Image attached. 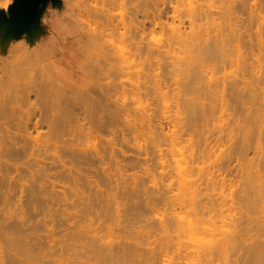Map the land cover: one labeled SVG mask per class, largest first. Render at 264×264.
Returning a JSON list of instances; mask_svg holds the SVG:
<instances>
[{"label":"bare ground","instance_id":"obj_1","mask_svg":"<svg viewBox=\"0 0 264 264\" xmlns=\"http://www.w3.org/2000/svg\"><path fill=\"white\" fill-rule=\"evenodd\" d=\"M205 3L206 0H164V5L156 7L154 0H92L81 11V18L75 16L77 20L83 21L87 14L88 24L84 33L91 43L85 54L76 55L75 64L71 65L73 73L83 74L84 81L81 88L73 91L67 90V85H71L68 82L62 85L66 83V77L64 82L60 81V85H66V89L54 91L49 86L50 82L57 78L58 81L63 80V74L58 72L61 77L56 74L57 78H51L52 74H42L36 68L41 61L49 58V54H20L16 58L0 54V264H264V240L250 241L247 249L243 246L245 238L252 239L257 228H264V223L258 224V216L264 213L262 197L260 199L264 187V127L259 125L260 116L256 114L246 127H238L225 135L229 140H234L235 145L229 154L219 158L216 166L218 170L226 171L235 156L242 170L244 168V174L241 173L239 177L248 184L245 183L244 194H239L241 201L237 200L240 201L238 207L242 206L243 209L246 205L244 208L247 210H237L239 213L236 211L233 217L232 214L228 215L231 210L224 211L223 203L216 200L214 195L221 193L225 179L220 182L216 171H206L201 165L213 148L224 145L221 143L223 134L219 135L220 138L215 135V139L211 140L210 136L203 138L202 131L193 121L201 116L206 117L209 110V113L217 112L220 115L230 110L227 107L230 104L228 99L220 97V100H216V90L211 85L202 86V90L209 95L208 102L189 94L185 96L183 108L191 122L185 121L179 126L176 122L180 123L181 120H167L169 131H165L163 123L158 121L154 112H149L150 109H146L149 113L141 111L144 115L138 112L141 119L136 122L138 118L135 117L134 124L125 119L127 124L131 122L135 137L137 133L145 136L147 145L150 144L146 151L153 149L158 152L156 160L164 165L163 168L168 165L171 172L170 160L174 161L172 173L175 175L167 172L170 178L173 175V184L176 183L182 191L181 202L177 200L181 205L178 204L180 210L175 208L173 212L148 222V227L144 226L145 231L139 232L141 236L138 231L142 225L138 231L137 227L132 228L133 225L138 226L147 215L153 216L154 211L156 213V207L153 205L155 210H152L148 201L151 192L156 191L145 187L146 179L138 177L137 181L136 175H133L135 179L131 177L134 185L129 187L130 191L124 184L127 180L123 181L125 167L122 160L127 157L120 159V156L125 155L120 148L119 132L123 133L125 126L120 127V123L126 124L125 121L122 123L124 112L130 116L136 112L128 107L126 109V102L122 98L127 94H145L154 100H165L175 89L172 88L174 81L182 83L189 76L193 65L200 66L202 56L208 55L206 53H210L218 43L239 35V30L247 29L256 20L247 0H230L220 12L207 4L205 6ZM187 7L191 10L187 17L190 32L182 29L185 20L180 17ZM235 7L242 11L243 17L239 16L240 11ZM217 13H220L222 21L218 28L212 29L209 23L218 18ZM162 14L171 19L166 44L143 42L147 38L145 26H161ZM139 16H142L141 20ZM176 21L179 24H175ZM118 31L120 38L130 42L128 55L109 54L110 49L105 46L107 42L104 36L115 35ZM193 37L196 38L194 50L197 54H186L189 39ZM110 43L114 45L113 41ZM249 44L248 48L237 54L242 77L224 88L232 94V104L236 103L235 95L239 92L246 90L249 94L256 89L264 91V78L257 75L263 59L254 58V49L264 51V40L250 41ZM118 48L115 46L113 52ZM141 51L148 53L145 55L149 57L154 56L157 64H166L165 67L171 73L181 75V79L173 78L171 83L168 82L172 85V89L166 88L169 94L163 89L166 82L155 78L158 68L155 62L142 71L141 82L129 90L124 88L120 76L137 56L142 55L139 54ZM36 73L40 83L36 79V82L33 81ZM3 81H8V85ZM42 82L51 90L44 88ZM6 87L9 90L5 91ZM174 97L178 101V95ZM123 109L130 110V113ZM44 123L50 130L40 135L37 130ZM184 123H189L186 130L190 129L194 136L188 141L178 132ZM109 127H115L112 136L116 137L112 139L104 135L105 132L109 134ZM228 139L224 138L226 141ZM247 139L261 140L256 149V163L247 156L241 144ZM184 140L186 144L188 142V148H185ZM143 161L147 160L137 158L129 165L134 162L141 165ZM253 164H257L254 171L251 169ZM195 170H200L197 178L193 177ZM148 174L149 178H155L152 173ZM165 174L163 177H168ZM201 176L209 186V189L206 187L208 193H203L197 183ZM126 190L129 193L124 196ZM126 198L129 201L132 199L133 204L130 202L127 206L130 204L135 210H131V206V209L127 207L130 210L126 208L127 213L124 211L123 215L126 220H122L119 199ZM135 198L139 199L138 204ZM142 203L143 206L151 207L150 210L143 207ZM256 203L261 206L258 207L261 210H253L256 209ZM184 208L187 209L182 210ZM224 212L231 218L227 220ZM217 216L221 217L220 225L218 218L215 219ZM148 219L149 216L144 220ZM239 220L242 225L246 222V226L240 228ZM127 221H131L132 227ZM221 221L228 227L229 222L232 223L229 228H225ZM122 223L126 227L130 226V229L125 225V228L122 227ZM124 229L126 232L129 230V234H125ZM156 235L158 238L152 240ZM238 254L240 260L235 259H239L236 256ZM233 256L236 257L233 259Z\"/></svg>","mask_w":264,"mask_h":264},{"label":"rangeland","instance_id":"obj_2","mask_svg":"<svg viewBox=\"0 0 264 264\" xmlns=\"http://www.w3.org/2000/svg\"><path fill=\"white\" fill-rule=\"evenodd\" d=\"M23 1L24 0H0V54H2V55L8 54L14 58L18 57L20 54H42V55L43 54H49V58H46L45 60L41 61L37 65L36 68H38L39 72H41L42 74H52L53 77H51V78H57L56 74L58 75V77H61V76L63 77V80H59V81H58V78L55 79L56 81L52 79V81L50 82L51 85H49V86H51V88H53L54 91L56 90V92L57 91L59 92V90L61 92V89L65 90L66 88H67V90L70 89L71 91L76 90L77 88H81L83 85V82H84L83 81V74L81 72L73 73V70L71 69V65L75 64V59H76L77 54H85V50L90 45L91 41L89 40L88 36L84 33V31L87 29L86 26L88 24V22H87L88 19L86 18L87 14H85V16L83 17V21L77 20V18L75 16L78 15L79 18H81V15H80L81 11L85 10V8L88 6L89 3L92 2V0H41L34 9H31V8L27 7L26 5H24L22 3ZM229 1L230 0H206L205 6L207 4V5L211 6L212 9H215V10L220 12L221 9H223V7L229 3ZM247 1H248L249 6L251 7L250 10H253L254 14L256 15L255 21H257V20L258 21L257 22L254 21V24L247 27V29L239 30V32H238L239 35L233 37L232 39H227V40H224V41L218 43L216 45V47H214L210 53H206L208 55L202 56L200 66H198L196 64L193 65L192 70L189 73V76H187L185 79H183L182 83L177 84L176 81H174L175 83L172 84L174 87H172L171 84H168L169 81H170L169 83H171V80H173V78L181 79V75H178V73H171V71H169L168 68L165 67L166 64L165 65L162 64L163 62L160 64H157L156 63L157 59L154 56L149 57V56L145 55L148 53L143 52V51H141L139 53L142 55H140L139 57L137 56L134 59V62H132L128 68H125L123 70L121 76H120V81L124 85V88H128L126 90H129V88L131 89L134 85H136L137 83H139L143 80L142 71L145 68H147L149 64L155 62L156 67H158L157 71H156L157 76H155V78L160 80L163 83L166 82L169 86V87H167V84L165 83V86L164 85H163L164 87L162 86L163 89L165 88V91H167V90L169 91V89L166 90V88H171V87L175 88L174 91L171 90L172 88L170 89V91H172L174 93L170 92L171 94H169V92L167 91L169 95L167 94L168 96H167V98H165V100H154L152 97L144 96L145 94L139 95V96H137L135 94H132V95L129 94V96H128V94H127V96L122 98L123 102H126V109L131 108L132 112H136V113H133V114L131 113L132 115L130 116V114L128 115L127 112L126 113L124 112L125 115L123 113L122 116H125V118L122 117V123H123V121H125V119H127V121L130 120L134 124V122H135L134 120H136V118H138L136 121V122H138L141 119L140 118L141 114H138V112H140V113H142V112H144V113L154 112L157 115L158 121L160 123H163L165 131L170 130V127L167 125V120L168 121L173 120V122H175L177 120H179V121L181 120L180 121L181 124L179 122H176L179 126L182 125V122H185V121L191 122V120L189 119V116H187L188 113L186 112V109L183 108V103H185L183 101H185V99H184L185 96L187 94H189L190 96H193L196 99H202V100H205L206 102H208L209 101V95H207L205 93V91L202 90L203 85L204 86L205 85H209V86L211 85V87L216 90V96H215L216 100H220V97H224L225 99H228V101L230 102V104L228 103L229 105L227 106V107H229L230 110H228L226 108L228 112L226 111V109L224 107L226 112L222 113V115H220L217 112L214 114L209 113L210 112V110H209L210 107H209V109H208L209 111L207 110L208 113L206 114V117L201 116L199 118L194 119L193 121L197 123L198 127L202 131L203 138H204V136L206 138H209V136H210L209 139L211 140V138L215 139V135L221 136L223 134V139L221 137L223 142L221 141V139H218V141L220 140L221 143H224V145L222 144L221 146L219 145L217 148H213L210 152L211 153L210 156H208V158L205 161L201 162V165H203V167L205 168L206 171L207 170L216 171V174H218V179L220 182L223 181L222 180L223 178L225 179L224 180L225 182L223 183V185H221V189H220L221 193L218 192L220 194L215 193L214 195H216V198H217L216 200L221 202V204L223 203L224 211L225 210L226 211L227 210L232 211V212L230 211V213L228 215L232 214L233 217H234V213L236 215L237 213L240 212V210L246 209V208H244L246 206L244 204V201L242 203L245 205L243 207V209H242V206H241V208L238 207V206H240V205H238V203L241 201L240 197L245 192L244 189L246 190L245 183L247 184V182L243 183L245 180H242V179H244V178L241 179L239 177V175L241 176V173H243L244 168L242 170V167L238 163L237 158L235 156L232 158V163H231L229 169H227L228 171L227 170L226 171L225 170L224 171L218 170V168L216 166V163L218 162L219 158H221L224 155L229 154L235 145L233 142L234 140H229L228 137H225V135L229 131L234 132L238 127H241V128L246 127V124L256 114H259V116H260L259 125L264 127V91H260L259 89H256L255 92L251 91V93H249V94L247 93L246 90H244L243 92H239L235 95V97L237 99L236 103L232 104V101L230 100L231 98H233L232 94L229 93V90L228 91L224 90V88L228 87V84L230 82L238 80L242 77L243 72L239 67V61L237 58V54L242 53V51H244L246 48H248L250 46V44H249L250 41L251 42H257L258 40H264V0H247ZM154 4L156 7H161L162 5H164V0H154ZM235 9H237L238 12L240 11L239 8H237V7H235ZM190 14H191V10H189V7L184 9L183 12L180 14V17L185 20V23H184V26L182 27V29L187 31V32L191 31V29L188 25V22H187V17ZM219 14L220 13L216 14V16H218L217 19L212 20L209 23V26L212 29L218 28L219 23L222 21V19L219 18ZM240 15H241V17H243L242 11L239 12V16ZM139 19L141 20L142 16H139ZM160 20L162 22L161 26L160 25H157V26L156 25H146L145 26V33L147 35V38L143 42L150 43L152 45H164V44H166V42L169 38V32L170 31H169L168 26L171 24V19L169 17H167L165 14H162V15H160ZM81 22H84V23H81ZM175 24H179L178 21H176ZM28 29H29V31H28ZM198 30L199 29H196L195 31H198ZM120 31H118L117 34H115V35H105L103 38L107 42V43H105V46L110 49L109 54H124V55L129 54L130 42L119 37ZM195 37L189 39L190 43L187 44V45H189V48L186 49V54H197V52L194 50V48H195L194 44L196 43ZM111 41L114 42V45H112L110 43ZM115 46H118L119 50H117L116 52H113ZM175 50L178 51V49H175ZM261 57L263 59V61H262L263 64L261 67H258L257 75H261L264 78V51L259 52L257 49H254V58L258 59ZM68 63H70V65H68ZM52 65L55 67V70H54V67ZM55 71H57V73H55ZM39 72H37V73H39ZM58 72L60 75L63 74L64 76L63 75L60 76L58 74ZM39 75H40V73H39ZM34 76H35V78L33 77L34 78L33 81H35V79H36L37 83H40V82H38L39 79H37L38 74H37V76L34 74ZM64 78L67 80L65 81L66 83L61 82L62 85L63 84L67 85V82H68V84H71V85H69V86L67 85V87H66V85L61 86L60 81L64 82ZM5 81H3V82L8 85V81L7 82H5ZM42 84H43L44 88L47 87L46 83L44 84L42 82ZM7 85L4 84V86H7ZM44 85H46V86H44ZM170 85H171V87H170ZM70 86H72V87H70ZM7 87L5 88V91L9 90V88L7 89ZM47 88H48V90L50 89V87H47ZM42 90H43V88H42ZM54 91H52V92H54ZM69 91H66V92H68V94H69ZM191 91L193 93H190ZM172 94H175L174 96L178 95V97H179L178 101L175 100L177 98H175L174 96L172 98ZM91 95L94 96L93 93H91ZM33 98L34 97H33V93H32V102H34ZM239 100H240V102H239ZM179 105H180V107H179ZM207 107L208 106H206V109H207ZM124 108H125V104H124ZM126 109H123V110L128 111L130 113V110H126ZM143 109H145L146 112L143 111ZM146 109H148V110L150 109V111L148 112ZM182 109H184V110H182ZM183 111H185V112H183ZM144 113H142V115H144ZM137 114H138V117L136 116ZM139 115H140V117H139ZM38 118H40V117H37V119ZM127 121H125L124 123H126ZM130 123H128L129 125L127 123L124 125H122L120 123V127L123 128V126H125L124 127L125 130L122 129V130H124L123 133L121 131H120L121 133L119 132V135H121V137L119 136V139L121 140V143H120L121 147L120 148H122V150L124 151V153L123 152L122 153L125 155V156H120L121 157L120 159L127 157V158H124V160H122L123 161L122 164L124 165L125 170H126V172H124L125 170H123V177L125 178V179L123 178V181L124 180L128 181V182L127 181L124 182V184L125 183L127 184V188H129V187L132 188L134 185V183L132 184V181L134 182V179L136 177H137L136 179L138 181V179L141 177V178L146 179L145 185H147V186H145V187L150 188V189L153 188L154 191H156V192L152 191L151 192V194H152L151 198H149L150 200L148 199V201L150 203V205L149 204L148 205L149 206L152 205L151 207H153V205H154L156 207L157 211H156V213L154 211L155 215L153 214V216H152V215H147L149 213H145L147 215V218L149 216V219L144 220L147 218H143V221L140 220L141 222H139L138 226L135 223L136 224L135 227H134V225H133V227H132V225H130L131 221L130 222L127 221V222H129V224L126 222L133 229L134 228L136 229V227H137V231H138V227H140V225H142L141 227L143 229L140 227L139 228L140 230L138 231V233H139L141 230L143 231L144 229H146L145 227H148V225H147L148 222H151L152 220H157L158 218L162 217V215L173 212V209L175 210V208H176V210H180L181 207H178V204H179V206H181L180 205V202H181L180 197H181L182 191L179 188V186L176 185V183H175V185L173 184L174 180H172V179H174V178H172L173 177L172 174H174V173H172V171H173L172 165H174L173 164L174 161L172 162L170 160V162L172 163L171 164V172H169L170 168H168V165H165V167L163 168L164 165L162 166L159 163V161L156 160V157H158L157 156L158 152H156L153 149H152V151H149L151 149H147V151H146L147 146H148V148H150L149 147L150 144L147 145L148 143L146 142L145 136H142L139 133H137L136 137L134 136L135 133L131 131L132 124H130ZM185 123L179 129L178 132L180 134H182L183 138H186L185 140L188 141V138L193 139L194 136L190 132V129H189V131H187L189 123L187 125ZM127 125L128 126L131 125L130 128L127 127ZM109 128L107 130V131H109V134H108V132H105L104 135L107 134L106 136L108 138L112 139V137H116L115 135L112 136V130L115 127L110 128V129ZM128 128H129V130H128ZM49 130H50V128H48L47 124L44 123V124L39 126L37 133L40 135H45L49 132ZM110 130H111V132H110ZM59 131H62V129H60ZM130 131L132 132L133 136L130 134ZM34 133H36V132H34ZM220 136L218 138H220ZM224 138H226V140L228 139L229 142L224 140ZM185 140H184L183 144L185 143ZM227 142L229 143L228 145L226 144ZM258 142H261V140H257V139H254V140L249 139L248 140L247 139V140H243L241 142V144H243L245 149H246L247 156L253 161H254V159H258L257 158L258 156L256 157V155H258L256 153ZM221 143H219V144H221ZM262 144L264 145V142ZM187 146H188V142H187V144L185 143V148H188ZM151 153L153 154V156ZM137 158H140L142 160H147V161L146 162L143 161V163H141V165H138L135 162L132 165H129L131 162L135 161V159H137ZM256 161H254L253 163H256ZM126 164H128L129 166ZM169 165H170V163H169ZM256 165L257 164H255V165L253 164L251 166L252 171H254L256 169ZM124 167H122V168L124 169ZM163 170H164V173H166L165 176L168 175V177H163V175H164V173H162ZM167 171L169 173H172V174H170V176L172 175V177H171L172 179L169 177V173ZM148 172L152 173V175H154L155 178H153V179L151 177L149 178L148 176H150V175L148 174ZM199 172H200V170H195L193 177L197 178L196 175H198ZM133 175H136V177ZM131 177L132 178L134 177V179H132ZM198 178H200V179L197 181V183L200 184L203 193H205L207 191V189H206L207 185L205 183V180H203L202 176L198 177ZM263 178H264V175H263ZM147 180H149V181L147 182ZM170 182H172V183H170ZM175 182H176V180H175ZM128 184H129V186H128ZM168 184H170V185H168ZM171 185H173V186H171ZM169 186H171V187H169ZM131 188H129L128 190L130 191ZM207 188L209 189V186ZM129 191H127L126 194H124V196L127 195V193H129ZM241 191H243V192H241ZM261 192L262 193L260 194L261 195L260 199L262 197V199H261V201H262L261 205H262L264 203V187L261 189ZM207 193H208V191H207ZM149 194H150V191H149ZM176 194H177V196H175ZM176 197H178V199ZM212 198H214V197H212ZM122 199H123V196H122ZM135 199H136V202L138 204L139 199H137V198H135ZM260 199H259V201H260ZM130 200L132 201V199H130ZM177 200H180V202L177 203ZM237 200H240V201H237ZM119 201L121 202V205L119 206V208L121 210V215H122L121 218H122V220H124L126 218L125 216H123L124 211L126 210L127 207L131 206L133 203L131 201H129L127 198L124 200L119 199ZM148 201H147V203H148ZM130 202H131V205L129 204V206H127L128 203H130ZM257 203H256V209H253V210H257V208L260 206V205L257 206L258 205ZM143 204L144 203H142V206H143ZM140 205H141V203H140ZM144 205H146V202ZM262 206H264V204ZM138 207H139V205H138ZM143 207L149 208L148 210H150V208H151V207H147V206H143ZM143 207H141L140 209H142ZM155 207H153L152 210H155L154 209ZM129 208H127V209H129ZM131 208H132V206H131ZM186 209L187 208H184L182 210H186ZM131 210H135V208L134 209L132 208ZM237 210H239V212ZM258 210H261V209L258 208ZM236 211H237V213H236ZM225 213H227V212H224V217L227 218V220L230 219L231 217L228 218L227 217L228 215L226 214L227 215L226 216ZM150 214H152V213H150ZM263 214H260L258 216V219H259L258 224L264 223V215ZM128 217H129V219L131 218L130 216H128ZM221 217L224 218L222 215H221ZM221 217L220 216L215 217V219L218 218L219 225H220V219L219 218H221ZM237 217H238V215H237ZM221 220H223V219H221ZM240 220H239V223L241 224V226L239 225L240 228L246 226V222H245V224L243 223V225H244L243 226L242 223L240 222ZM229 221H231V220H229ZM124 222L125 221H123V223ZM134 222H136V221H134ZM227 222L225 221V223H227ZM222 223L224 224V222H222ZM229 223L228 224L230 227L232 222H229ZM124 225L126 227V224H123L122 227H124ZM225 226L228 227V225L224 224L223 227H225ZM129 227L127 226L126 228H129ZM225 228H224V230H226ZM227 230H229V229H227ZM124 231H125V234H127V232L129 230L126 232V229H124ZM254 233L255 234L253 235L252 239H250V238L246 239L245 238L246 236L244 237L245 238L244 241L246 244V247H245V244L243 243L244 248L247 249V246H249L247 244L251 243L250 241H252V240H254V241L255 240H264V228H262V229L257 228V231ZM123 234H124V232H123ZM128 234H129V232H128ZM138 235L141 236L140 233ZM219 235H217V237ZM157 238H158V236L156 235V236L152 237L151 239L153 240V239H157ZM241 249H243V248H241ZM243 250H245V249H243ZM240 252H242V250ZM238 253H239V251H238ZM242 254L240 253V255H242ZM236 256L239 257V254ZM235 257L233 256V259ZM235 259L240 260V257H239V259L238 258H235ZM217 263L218 262H216V264Z\"/></svg>","mask_w":264,"mask_h":264},{"label":"water","instance_id":"obj_3","mask_svg":"<svg viewBox=\"0 0 264 264\" xmlns=\"http://www.w3.org/2000/svg\"><path fill=\"white\" fill-rule=\"evenodd\" d=\"M40 1L41 0H24L22 3L26 5L27 7L34 9Z\"/></svg>","mask_w":264,"mask_h":264}]
</instances>
